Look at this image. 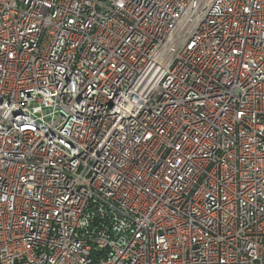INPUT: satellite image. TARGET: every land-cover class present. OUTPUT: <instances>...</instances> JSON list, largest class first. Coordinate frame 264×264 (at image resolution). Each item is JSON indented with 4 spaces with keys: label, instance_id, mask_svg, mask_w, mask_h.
Listing matches in <instances>:
<instances>
[{
    "label": "built area",
    "instance_id": "1",
    "mask_svg": "<svg viewBox=\"0 0 264 264\" xmlns=\"http://www.w3.org/2000/svg\"><path fill=\"white\" fill-rule=\"evenodd\" d=\"M0 264H264V0H0Z\"/></svg>",
    "mask_w": 264,
    "mask_h": 264
}]
</instances>
